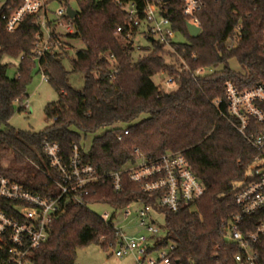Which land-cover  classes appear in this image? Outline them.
<instances>
[{
    "label": "trees",
    "instance_id": "1",
    "mask_svg": "<svg viewBox=\"0 0 264 264\" xmlns=\"http://www.w3.org/2000/svg\"><path fill=\"white\" fill-rule=\"evenodd\" d=\"M78 6L76 32L68 39L81 41L85 48L77 51L71 71L63 65L68 52L57 50L40 61L34 59L38 28L33 19L14 33H7L0 22V177L46 198L58 195L47 175L43 144L49 141L60 144L66 160L79 146L84 161L99 175L130 165L136 149L150 159L182 152L205 184L206 193L195 204L171 212L157 206L159 194L143 192L126 176L120 193L114 191L110 179L101 181L87 198L89 206L63 200V212L49 240L33 254V263L77 264L79 248L93 243L105 249L116 247L120 234L115 226L90 206L101 203L120 210L137 202L165 215L163 238L149 254L174 247L172 264H238L239 247L226 239L224 228L239 210L235 202L238 184L249 174L256 150L234 126L225 84L232 81L241 89L264 84V0H206L197 38L189 34L187 19L175 3L170 11L174 29L186 41L167 47L147 37L152 50L138 60L133 57L136 46L117 33L126 15L116 0H84ZM7 59L19 60L14 78L9 76L14 64ZM201 68L210 72L196 75ZM35 69L49 77L58 93V101L46 107L53 123L39 133L18 131L8 123L17 104L20 111L25 110ZM72 73L83 75L82 90L71 86ZM161 74L175 79V90H160L154 79ZM251 130L264 133V123L252 121ZM98 131L104 133L85 151L83 136ZM11 152L14 158L4 166ZM263 220L264 211L258 212L245 219L241 230L253 232ZM254 252L256 264H264V235Z\"/></svg>",
    "mask_w": 264,
    "mask_h": 264
},
{
    "label": "built area",
    "instance_id": "2",
    "mask_svg": "<svg viewBox=\"0 0 264 264\" xmlns=\"http://www.w3.org/2000/svg\"><path fill=\"white\" fill-rule=\"evenodd\" d=\"M70 0H0V22L7 33H14L22 24L33 19L37 26L36 43L33 51L34 59L53 51L68 52L70 45L65 39L76 32L74 20L68 9ZM77 3L84 0H75ZM95 1V0H94ZM101 1V0H96ZM219 1V0H215ZM117 6L126 15L125 25L117 27V33L136 46L139 36L150 37L161 44L171 47L178 36L183 37L174 29L170 11L175 3L180 7L182 15L187 19V25L201 28L200 13L206 0H116ZM61 4L58 10L52 9V4ZM79 7V6H78ZM77 15V16H78ZM240 30V28H239ZM241 37V33L237 38ZM184 38V37H183ZM231 47V46H230ZM264 52V31L262 40ZM187 69H189L187 67ZM210 70L199 69L196 75H204ZM43 80L49 82V77L42 73ZM168 88L176 87L175 79L165 81ZM163 91V89L160 88ZM165 93H169L164 90ZM228 112L236 121L234 126L238 132L256 150L249 174L238 186L235 202L238 212L224 228L226 239L239 247L235 256L238 264H256L257 253L254 246L264 235V220L256 230L244 234L241 230L246 218L264 211V133L251 130V123H264V84H258L250 89H241L232 81L225 84ZM217 105L220 102L216 103ZM27 108V102L24 104ZM223 116V114H221ZM125 130V134H128ZM43 151L48 162L47 175L58 188V195L51 198L34 193L11 179L0 177V264H34L33 254L46 243L52 234V226L63 212V200L75 206H89L87 198L91 191L101 181L110 179L116 193L123 191V179L139 184L142 191L148 194H159L157 206L171 212H178L185 206L193 205L206 193V186L195 174L189 161L182 152H167L157 158H146L138 149L130 167L99 175L95 167L86 163L79 146H74L70 159L66 160L58 143L45 141ZM141 206L135 212L131 206ZM124 217H134L138 225L146 232L128 237L123 230L113 224L116 215L104 214L101 218L115 226L120 234L117 257L134 254L138 264H172L169 250H161L158 259H148L149 250L157 240L163 238L162 230L155 222L154 215L160 212L153 206L133 203L126 206Z\"/></svg>",
    "mask_w": 264,
    "mask_h": 264
},
{
    "label": "rangeland",
    "instance_id": "3",
    "mask_svg": "<svg viewBox=\"0 0 264 264\" xmlns=\"http://www.w3.org/2000/svg\"><path fill=\"white\" fill-rule=\"evenodd\" d=\"M69 2L73 8L79 9L78 3L75 0H70ZM51 7L53 10H58L61 8V4L54 3ZM177 40L180 42L186 41L181 36H178ZM65 41L70 45V50H68V55L64 59L63 65L67 71H71L72 60L76 58L77 51L84 49L85 45L79 40H70L67 38L65 39ZM138 47H143L144 49H140ZM151 50V42L144 36H139L136 41V52L134 53L133 57L135 60H138L140 57L147 55ZM5 62L14 64V66L9 70V76H11L12 78L16 77L19 73V60L7 59ZM170 62L173 61L171 60ZM232 64L235 69H239L236 62H232ZM154 81L159 86H161V89L163 88L167 92H172L176 89L175 86H171V88H168L165 85L167 76L164 74L156 76ZM70 84L74 89L82 90L85 85L83 75L72 73L70 75ZM27 95V108L20 111V105L17 104L15 113L10 119L8 125L18 131L35 133L42 132L53 123V121L49 120L46 116V107L48 104L58 101V93L55 91L51 83L45 82L43 80L42 73H40L38 69H35L33 73V79L27 87ZM103 133L104 131H98L96 133H90L86 137L83 136V149L85 151H88L92 147L95 138L101 136ZM13 158L14 156L11 152L9 156L3 161V165L8 166L12 162ZM128 167H130V165H127L125 168ZM243 184L244 183L241 182L240 184H238V186L240 187ZM140 207V205H133L131 206L130 210L132 212H135ZM90 208L99 216H104V214H115L116 218L113 219V224L116 227L121 228L125 235L128 237L137 236L146 232L141 226L138 225L137 221L134 220V217L126 219L124 217V210H116L110 205L101 203L92 204ZM154 218L157 225L161 228L162 234H164L165 215L162 213L155 214ZM117 250V246L114 248L110 247L105 249L96 243L90 244L87 247L79 248L77 250V264H138L137 258L134 254H128L124 257H117ZM158 257L159 254L154 253L151 254L148 259H158Z\"/></svg>",
    "mask_w": 264,
    "mask_h": 264
},
{
    "label": "water",
    "instance_id": "4",
    "mask_svg": "<svg viewBox=\"0 0 264 264\" xmlns=\"http://www.w3.org/2000/svg\"><path fill=\"white\" fill-rule=\"evenodd\" d=\"M68 13L69 15L72 17V18H76L77 17V11L73 10L71 7L68 9ZM187 28H188V31H189V34L193 37V38H197L200 34H201V31H202V28L200 27H197L195 25H192V24H188L187 25Z\"/></svg>",
    "mask_w": 264,
    "mask_h": 264
}]
</instances>
